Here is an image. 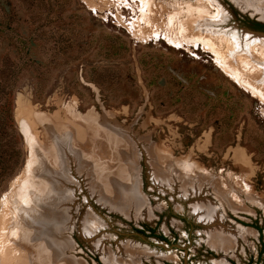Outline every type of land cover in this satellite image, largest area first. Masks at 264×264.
Listing matches in <instances>:
<instances>
[{"label":"rangeland","instance_id":"rangeland-1","mask_svg":"<svg viewBox=\"0 0 264 264\" xmlns=\"http://www.w3.org/2000/svg\"><path fill=\"white\" fill-rule=\"evenodd\" d=\"M199 1L0 0L1 239L9 217L15 245L36 228L33 203H9L30 163L33 181L53 172L36 146L62 139L77 152L57 149L70 157V188L60 185L61 221L40 224L55 243L40 264H264V101L200 42L164 37L202 34L183 29L198 18L213 38L241 41L261 32L264 0ZM27 113L41 116L28 119L33 146ZM196 202L228 246H210Z\"/></svg>","mask_w":264,"mask_h":264},{"label":"bare ground","instance_id":"bare-ground-1","mask_svg":"<svg viewBox=\"0 0 264 264\" xmlns=\"http://www.w3.org/2000/svg\"><path fill=\"white\" fill-rule=\"evenodd\" d=\"M257 1H259V0H257ZM254 2H255V0H254ZM187 6L190 7L189 5H187ZM202 6H201V8H202ZM207 6H208V4H207ZM188 7H187V9H188ZM195 7L197 8V6H195ZM146 10H148L147 5H146ZM205 10H207V9L204 8V10H203V8L202 9L197 8L196 11H198L197 12L198 14L203 15V12H207ZM186 12H187V10H186ZM143 13L144 14H142L141 19L145 20V18H146L147 21L146 20L145 21L147 22V24H150V22L152 20L149 17H147V15H149V14H147V12H143ZM214 16H216V15H214ZM195 17H197V16H195ZM202 20H204V19H202ZM205 20H206V18H205ZM216 20H214V21H216ZM155 22H156V20H155ZM210 22H208V23H210ZM219 22H221V21H218V23ZM208 23H206V24L208 25ZM203 24L204 23L202 21H200L198 18L196 20H193V21L191 20L187 26L184 24L186 27H184L183 29L188 28L187 32L190 31V29L195 30V28H203L205 30V31L201 30L200 32L202 34H199L196 37L192 36V39L184 38L185 35L183 33H185V30L181 31V33L184 36H180V38H178V39L174 38V37H169L166 35H164V37L169 39L170 42H173L172 40L181 41V39H184L186 42H191V43H193L195 41L200 42L205 49H207L213 53V55L215 57L216 65L220 68V70L226 76H228L230 79H232L238 85H241L246 89L248 88L249 90L254 91L255 95H257L260 99H262L264 101V87H263V85H264V35H256V34L252 35L253 33L250 32V33H247L245 38L243 37L240 41V40H238L236 34H234V33L231 34L229 39L224 38L225 37L224 33H223L224 37L222 35H220L221 34L220 33L217 35V38L215 39V38H213L214 34L207 32L206 31L207 27L205 26V28H204ZM213 24H215V23H213ZM178 25H180V24H178ZM172 26H174V25H172ZM198 31L195 30V32H198ZM209 31L211 32L212 30H209ZM226 31H228V30H226ZM227 38H228V35H227ZM260 83H262V84H260ZM257 84H260V85H257ZM31 113L25 114L26 117H24L25 121L23 120V127H24V132H25L24 135L26 137L27 142H29V144H31V146H33V144L35 145V141H34L35 137H34V133L30 132V126H29L30 121H28V119L30 118L34 122V124H36V123H38L39 120H41L40 119L41 116L32 114V117H31ZM74 121H76V120H74ZM51 122H54V121L52 120ZM56 122H58V121H56ZM78 124H79V126L84 128V129H82V131L84 133L83 136L86 137L87 136V118L78 120ZM96 131H98V130H96ZM78 133L81 134L80 131ZM104 134H101V135H104ZM106 134L104 137H106L107 140H104V141L109 142L106 144H110L111 140L114 143V141H115L114 138L112 137V139H110L111 136L109 138L106 136ZM99 136H100V134H99ZM81 137H82V135H81ZM54 142L55 143L48 142L47 144L49 146H41V147L36 146V148H38L39 151L42 153V157L43 158L46 157L47 159L50 160V163L54 164L53 166H51V168H53V172H48L46 169L42 168L41 172L43 173V176L45 178H43L41 181H33L32 180L33 176H30L29 173H30V171L34 165L32 163H30L29 167L27 169V173L25 174V176L23 178V181L20 182L18 187L14 190V193L12 194V198H11L10 203H9V205L11 207V204L20 201L22 199V197L23 198L26 197L23 200L24 202L33 203L34 206L32 208V212L27 213L25 215V218L29 219L28 220L29 223H31L32 225H34L36 227L35 229H32L31 232L28 231L29 234H28V236H26L24 243L21 242V240H22L21 237H18L19 242H18V244L15 245L14 242H11V240L8 239L9 237L11 238V232L12 231L8 230L10 217L7 220V226L5 228H3V230H2L4 234L1 233L2 235H4L3 238H5V239L3 240L0 238V240H1L0 241V243H1V249H0L1 254H0V256L2 257V259H8L9 258L10 262L13 261L14 264H29L28 260L31 261L32 258H33L32 261L34 260V262L36 261V263L38 261V263L40 264L43 254H45V256H44L45 258H43V261L45 259H49L50 255H51L49 251L52 252L53 251L52 249H54V246H55V243L53 240L54 238L51 239V241L53 243L47 239L49 237H52V235L49 234V232L45 229V226H40V224L41 223L44 225H45V223L51 224V220L56 221V222L61 221L62 217H61L60 213L57 211L58 208H60L58 203L60 204L59 201H61L69 193L67 190L61 188L60 185H63V186L70 188V186L67 183H70L69 181L71 179L68 177L69 174L67 172H68L69 166L71 167L72 163L70 161H68L69 163L64 161V158H70L67 151H65L66 155H64V154H61V152H58L57 149L65 148V150H66V148H67V149L73 150L75 152H77V149H73L72 140H70L69 144H64L63 143L64 141L62 139H59V140H57V142L56 141H54ZM85 142H87V141H85ZM113 143L110 145H113ZM86 150H87V148H86ZM62 153H64V152H62ZM40 160H42V159H40ZM38 163H39L40 167H44V163L42 161L38 162ZM81 167H82V165H81ZM182 168H183V166H182ZM182 170L184 171V172L182 171L183 173H187L189 171V168L184 167ZM45 173L48 176H45ZM38 174H39L38 176H42L41 173H38ZM48 177H49V179H48ZM153 178H154V175H153ZM113 179H114V177H113ZM112 183H113V181H112ZM190 187H191L190 190L196 192V194H197V192H198L197 190L199 188L194 183ZM109 192H112V191H109ZM228 193H226V194H228ZM192 208L197 213V215H199L198 219L201 222H205V224L209 226L208 230H209V232H211V234H210V237L208 238V243L210 244V246L215 248L218 246L225 245L226 240L224 238H223L224 240H222V238L217 234V232H218L217 227L210 226V225H213L216 223L215 220L217 217L214 218V215L212 217L206 216V214L210 211H208L206 209V207H204V203H199V202L197 203L196 202L193 204ZM210 215H212V214H210ZM36 224L40 227H37ZM55 225H57V224H55ZM209 232H208V234H209ZM42 233L45 234L46 238L42 237ZM35 240L41 241V242L33 245L32 243ZM221 241H222V243H221ZM31 244H32V246H31L32 249L34 248V250H36L37 255L33 251L34 254L36 255L35 256L36 259L33 256L34 255L33 253H32L33 255H31V253H30L31 251L29 253H27L28 250H27V252L25 251L26 248H28ZM18 245H19V247H18ZM225 246H228V243ZM49 249H51V250H49Z\"/></svg>","mask_w":264,"mask_h":264},{"label":"trees","instance_id":"trees-1","mask_svg":"<svg viewBox=\"0 0 264 264\" xmlns=\"http://www.w3.org/2000/svg\"><path fill=\"white\" fill-rule=\"evenodd\" d=\"M253 28L254 29H257L259 31H263L264 32V25L254 24V27ZM160 239H163L164 240V238H160Z\"/></svg>","mask_w":264,"mask_h":264},{"label":"water","instance_id":"water-1","mask_svg":"<svg viewBox=\"0 0 264 264\" xmlns=\"http://www.w3.org/2000/svg\"><path fill=\"white\" fill-rule=\"evenodd\" d=\"M256 34H258V35H264V32H257Z\"/></svg>","mask_w":264,"mask_h":264},{"label":"flooded vegetation","instance_id":"flooded-vegetation-1","mask_svg":"<svg viewBox=\"0 0 264 264\" xmlns=\"http://www.w3.org/2000/svg\"><path fill=\"white\" fill-rule=\"evenodd\" d=\"M254 24L264 25V23H259V22H256V23H254ZM252 27H254V25H253Z\"/></svg>","mask_w":264,"mask_h":264}]
</instances>
